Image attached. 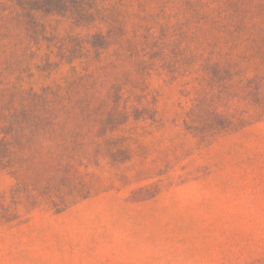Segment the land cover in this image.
Masks as SVG:
<instances>
[{"label":"rangeland","instance_id":"1","mask_svg":"<svg viewBox=\"0 0 264 264\" xmlns=\"http://www.w3.org/2000/svg\"><path fill=\"white\" fill-rule=\"evenodd\" d=\"M0 264H264V0H0Z\"/></svg>","mask_w":264,"mask_h":264}]
</instances>
